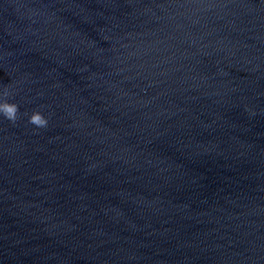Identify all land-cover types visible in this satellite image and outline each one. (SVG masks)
<instances>
[{
    "label": "water",
    "instance_id": "95a60500",
    "mask_svg": "<svg viewBox=\"0 0 264 264\" xmlns=\"http://www.w3.org/2000/svg\"><path fill=\"white\" fill-rule=\"evenodd\" d=\"M0 264H264V0H0Z\"/></svg>",
    "mask_w": 264,
    "mask_h": 264
}]
</instances>
